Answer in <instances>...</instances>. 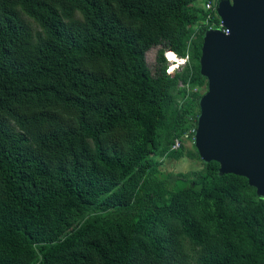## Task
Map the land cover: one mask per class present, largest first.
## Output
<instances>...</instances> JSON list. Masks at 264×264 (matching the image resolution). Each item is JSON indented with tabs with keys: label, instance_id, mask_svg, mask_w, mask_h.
I'll list each match as a JSON object with an SVG mask.
<instances>
[{
	"label": "trees",
	"instance_id": "obj_1",
	"mask_svg": "<svg viewBox=\"0 0 264 264\" xmlns=\"http://www.w3.org/2000/svg\"><path fill=\"white\" fill-rule=\"evenodd\" d=\"M197 1L0 0V264H264V198L171 150L208 87Z\"/></svg>",
	"mask_w": 264,
	"mask_h": 264
},
{
	"label": "water",
	"instance_id": "obj_2",
	"mask_svg": "<svg viewBox=\"0 0 264 264\" xmlns=\"http://www.w3.org/2000/svg\"><path fill=\"white\" fill-rule=\"evenodd\" d=\"M217 13L229 32L208 30L200 72L196 149L217 162L219 176L248 180L264 198V0H221Z\"/></svg>",
	"mask_w": 264,
	"mask_h": 264
},
{
	"label": "rangeland",
	"instance_id": "obj_3",
	"mask_svg": "<svg viewBox=\"0 0 264 264\" xmlns=\"http://www.w3.org/2000/svg\"><path fill=\"white\" fill-rule=\"evenodd\" d=\"M204 0H198L197 4L203 3ZM27 19V18H26ZM28 20V19H27ZM28 22L32 25L34 32H38L39 29L36 25H34V23H32L30 20H28ZM161 49V47H156L154 49H152L147 55H146V60L147 63L150 65L151 69L154 70L156 67V58H157V54L158 51ZM174 54L176 55V53L174 52ZM164 57L166 59V64L168 67V70L173 72H177V71H181L183 68V63L182 61H180V57H178L176 55V59L175 62L170 61L171 59L170 54L168 53V51H166L164 53ZM203 91V90H202ZM206 91L204 90V93ZM186 148L187 149H191L192 150V145L189 144L188 142L186 143ZM163 170L168 171V172H176V173H190L192 171H196L198 169L201 168V163L200 161H198L197 159H190V158H182L179 161H174V160H166L165 162H163Z\"/></svg>",
	"mask_w": 264,
	"mask_h": 264
},
{
	"label": "built area",
	"instance_id": "obj_4",
	"mask_svg": "<svg viewBox=\"0 0 264 264\" xmlns=\"http://www.w3.org/2000/svg\"><path fill=\"white\" fill-rule=\"evenodd\" d=\"M218 5L214 2H207L204 4V10L207 13V17L205 21H203L200 26L203 28H207L208 30H221L223 33L228 34L229 32L224 28V25L217 13ZM196 38V35L193 36V39ZM180 61L184 62L185 65L188 61V57L180 58ZM174 71V70H173ZM199 118V116H198ZM198 118H192V126L189 130L180 138H176L174 144L171 147V150L175 151L180 149L183 145L185 146L188 142L192 146L196 143V132L198 125ZM197 122V125H196Z\"/></svg>",
	"mask_w": 264,
	"mask_h": 264
},
{
	"label": "bare ground",
	"instance_id": "obj_5",
	"mask_svg": "<svg viewBox=\"0 0 264 264\" xmlns=\"http://www.w3.org/2000/svg\"><path fill=\"white\" fill-rule=\"evenodd\" d=\"M169 54L171 53V52H168ZM170 61H172L173 60V62H175V60L174 59H176V55L174 54V52H173V54H171V57H170Z\"/></svg>",
	"mask_w": 264,
	"mask_h": 264
}]
</instances>
